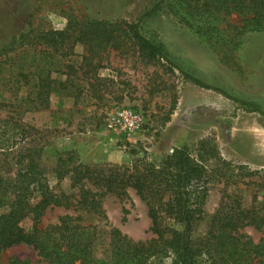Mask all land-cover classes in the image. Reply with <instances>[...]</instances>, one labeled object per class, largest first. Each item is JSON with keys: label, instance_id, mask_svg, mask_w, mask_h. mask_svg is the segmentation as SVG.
Masks as SVG:
<instances>
[{"label": "rangeland", "instance_id": "obj_1", "mask_svg": "<svg viewBox=\"0 0 264 264\" xmlns=\"http://www.w3.org/2000/svg\"><path fill=\"white\" fill-rule=\"evenodd\" d=\"M157 1L0 0V166L11 179L0 192V214L10 210L15 179L33 156L53 191L70 195L73 203L48 209L41 226L69 214L81 216L85 225L118 227L136 241L148 240L152 222L136 190L129 188V195L120 199L97 187L94 179L144 155L152 160L183 146L203 161L209 181L198 234L207 231L227 196H240L247 207L264 201V30L242 32L236 47L227 43L230 48L217 49L181 19L169 4L172 0L153 11ZM217 11L230 40L241 16ZM132 23L163 45L165 58L140 47L130 31ZM40 31L65 34L54 43L40 38ZM21 34L28 37L23 41ZM22 42L44 51L42 64L58 81L48 108L26 110L27 103H20L31 88L15 92L18 86L7 80L19 70L22 54L15 48ZM28 59L30 64V55ZM32 67L27 68L29 78ZM121 107L143 114L140 131L110 126L111 113ZM78 163L95 169L80 184L74 186L69 175L56 177L58 165ZM82 187L97 195L101 211L78 204ZM32 224L31 218L21 222L26 229ZM243 231L255 242L264 237V229L254 225ZM14 257L50 264L27 244L2 250L0 264H10ZM170 263V258L151 262Z\"/></svg>", "mask_w": 264, "mask_h": 264}, {"label": "trees", "instance_id": "obj_2", "mask_svg": "<svg viewBox=\"0 0 264 264\" xmlns=\"http://www.w3.org/2000/svg\"><path fill=\"white\" fill-rule=\"evenodd\" d=\"M166 1L158 0L153 11ZM169 4L187 25L217 49L229 44L236 47V39L242 32L264 30V0H172ZM216 9L241 16L242 24L232 27L230 40L225 38L228 27L219 24ZM129 28L141 48L153 56L166 57L163 45L146 37L139 23H132ZM64 34L40 31L38 36L58 43ZM25 37L28 35L21 34L20 38L24 41ZM17 46L15 49L22 54L17 64L19 70L12 72L7 80L11 83L13 79L18 86L15 92L23 86L31 88L20 103H27L26 110L48 108L58 81L52 77L51 68L42 64L44 51L31 50L23 42ZM29 66H33L31 78L27 72ZM59 86L64 83L60 82ZM91 168L83 163L67 168L58 165L56 177L63 179L69 175L75 186L95 171ZM208 182L203 161L194 158L184 146L152 160L144 155L130 166H117L106 174L98 173L94 179L97 187L114 192L120 199L128 196V189L133 188L147 203L153 236L136 241L118 227L85 225L81 223V216L69 214L61 216L56 223L41 226V218L48 209L69 207L73 203L70 195L53 191L45 169L31 156L15 179L16 191L10 210L0 214V252L27 244L50 264H151L152 260L159 262L164 258H170V264H264V237L255 242L243 231L249 225L264 229V201L247 207L240 196L229 195L212 215L207 231L196 232L205 214ZM10 183L11 179L2 174L0 166V192ZM81 192L78 204L101 211L94 192L84 187ZM26 218L33 221L29 229L21 225ZM103 246L104 251H101ZM10 264L32 263L29 259L14 257Z\"/></svg>", "mask_w": 264, "mask_h": 264}, {"label": "built area", "instance_id": "obj_3", "mask_svg": "<svg viewBox=\"0 0 264 264\" xmlns=\"http://www.w3.org/2000/svg\"><path fill=\"white\" fill-rule=\"evenodd\" d=\"M143 124V114L132 107H121L111 113L110 126L120 131H140Z\"/></svg>", "mask_w": 264, "mask_h": 264}]
</instances>
